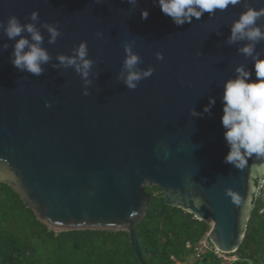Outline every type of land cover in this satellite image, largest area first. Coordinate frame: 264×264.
Masks as SVG:
<instances>
[{
    "label": "water",
    "instance_id": "1",
    "mask_svg": "<svg viewBox=\"0 0 264 264\" xmlns=\"http://www.w3.org/2000/svg\"><path fill=\"white\" fill-rule=\"evenodd\" d=\"M246 7L264 8V0H242L177 26L152 0L135 7L127 0H0V21L15 15L29 23L26 17L39 12L40 46L51 57L40 76L17 70L10 60L16 41L0 29V183L55 232H128L141 264L134 225L146 214V186H157L166 205L210 223L213 246L235 252L264 181V160L250 159L244 170L224 163V82L241 65L256 80L251 57L237 52L251 42L227 43ZM46 22H58L63 33L54 44ZM258 26L264 31V17ZM81 41L95 61L87 96L74 68L54 67ZM125 44L142 57L134 71L155 69L135 90L124 82ZM255 52L264 59V40ZM210 97L211 114L192 115Z\"/></svg>",
    "mask_w": 264,
    "mask_h": 264
},
{
    "label": "trees",
    "instance_id": "2",
    "mask_svg": "<svg viewBox=\"0 0 264 264\" xmlns=\"http://www.w3.org/2000/svg\"><path fill=\"white\" fill-rule=\"evenodd\" d=\"M150 193L145 216L134 225L146 264L185 263L186 242L196 244L210 223L166 205L157 186ZM261 192V194H260ZM260 194V196H259ZM238 249L230 264H264V186L259 190ZM206 251L193 264H220ZM0 264H141L123 230H68L55 232L6 183H0Z\"/></svg>",
    "mask_w": 264,
    "mask_h": 264
},
{
    "label": "clouds",
    "instance_id": "3",
    "mask_svg": "<svg viewBox=\"0 0 264 264\" xmlns=\"http://www.w3.org/2000/svg\"><path fill=\"white\" fill-rule=\"evenodd\" d=\"M152 2L153 6L159 7L175 25L182 26L185 23L191 24L193 18L200 20L204 13H208L211 17L217 10L225 11L229 6L235 7L241 4L242 0H152ZM127 3L135 7L138 0H127ZM148 16L147 9L141 10L142 19H147ZM262 17H264V8L246 7L232 23L230 36L227 39L229 45L240 40L251 42L238 48L237 52L246 58L251 57L256 76V80H252V72L245 70L241 65L235 69V78L227 79L223 85L221 124L225 130L224 140L229 149L224 157V163L231 164L238 170L248 167L250 159L264 160V59L260 58L259 52H255V45L264 40V31L258 26V21ZM26 19L31 22L21 23L15 15L9 16L6 22L0 21V29H3L9 40L16 41L10 59L12 65L21 72L26 71L33 76H40L44 71L41 65L47 63L51 57L40 46L43 37L36 26V22L39 21V12L33 10ZM42 26L50 33L48 41L50 44H54L57 38L63 35L58 22H46ZM24 32L30 34L32 42L22 35ZM95 35L97 38L103 37L102 32H97ZM17 37L20 38L17 40ZM7 47L8 45L5 44L4 48ZM124 52L122 67L128 73L124 82L129 89L135 90L138 82L152 76L155 69L149 66L146 71H134L136 66L143 62L142 57L134 53L129 44L124 45ZM155 56L157 60L164 59L160 51H157ZM57 59L59 65L54 67L74 68L83 81V94L89 95L88 85L91 84L89 76L95 61L89 58L87 41H81L74 47L71 55H59ZM96 75L98 76L97 73ZM120 75L123 77V73ZM215 103V98L210 97L203 111L197 113L193 110L192 115L211 114V108Z\"/></svg>",
    "mask_w": 264,
    "mask_h": 264
},
{
    "label": "built area",
    "instance_id": "4",
    "mask_svg": "<svg viewBox=\"0 0 264 264\" xmlns=\"http://www.w3.org/2000/svg\"><path fill=\"white\" fill-rule=\"evenodd\" d=\"M264 186V181L261 182L260 188ZM197 217V216H196ZM198 218V217H197ZM199 219V218H198ZM186 249L191 251L192 256L195 259H200L202 255L206 251H213L220 258V264H230V261L235 259V257H230V253H225L218 250L215 246H213L207 239V234H205L196 244H191L190 242H186ZM230 257V258H229Z\"/></svg>",
    "mask_w": 264,
    "mask_h": 264
},
{
    "label": "rangeland",
    "instance_id": "5",
    "mask_svg": "<svg viewBox=\"0 0 264 264\" xmlns=\"http://www.w3.org/2000/svg\"><path fill=\"white\" fill-rule=\"evenodd\" d=\"M260 194H261V192H260ZM260 194H259V196H260ZM263 197V199H264V195L262 196ZM230 257H233V256H230ZM229 257V258H230ZM194 260H196L193 256H192V254H191V252H190V255L187 257V260H186V264H193L194 263ZM178 264V263H177Z\"/></svg>",
    "mask_w": 264,
    "mask_h": 264
},
{
    "label": "crops",
    "instance_id": "6",
    "mask_svg": "<svg viewBox=\"0 0 264 264\" xmlns=\"http://www.w3.org/2000/svg\"><path fill=\"white\" fill-rule=\"evenodd\" d=\"M207 233V232H206ZM178 264H186V263H182V262H177Z\"/></svg>",
    "mask_w": 264,
    "mask_h": 264
},
{
    "label": "bare ground",
    "instance_id": "7",
    "mask_svg": "<svg viewBox=\"0 0 264 264\" xmlns=\"http://www.w3.org/2000/svg\"><path fill=\"white\" fill-rule=\"evenodd\" d=\"M207 233H208V232H207ZM207 233H206V234H207Z\"/></svg>",
    "mask_w": 264,
    "mask_h": 264
}]
</instances>
